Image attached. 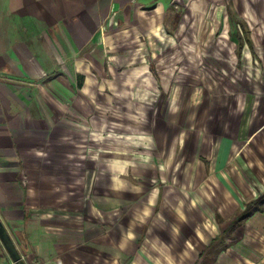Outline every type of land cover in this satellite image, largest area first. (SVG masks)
<instances>
[{
    "label": "crops",
    "instance_id": "crops-1",
    "mask_svg": "<svg viewBox=\"0 0 264 264\" xmlns=\"http://www.w3.org/2000/svg\"><path fill=\"white\" fill-rule=\"evenodd\" d=\"M192 20L217 78L165 63ZM0 220L26 264H264V0H0Z\"/></svg>",
    "mask_w": 264,
    "mask_h": 264
},
{
    "label": "rangeland",
    "instance_id": "rangeland-1",
    "mask_svg": "<svg viewBox=\"0 0 264 264\" xmlns=\"http://www.w3.org/2000/svg\"><path fill=\"white\" fill-rule=\"evenodd\" d=\"M228 1H233V0H228ZM244 1V0H243ZM245 25L247 26L248 24L246 22H244ZM186 30L185 33L180 37H179V42L176 46V48H174L173 50L169 51L166 54V61L165 63H169L171 61H175L179 66H180V70L182 71V73L185 75V77H187L188 79H191L194 81V79H198L201 75V73L203 75H206L207 78H209L208 75H210L211 77L217 78L220 75L219 71H217L214 67L209 65H206L205 63H207L208 61L206 59H204L203 55H200L199 52L197 53V48H196V44L194 43V37H193V32L195 31V22L189 21L186 23ZM249 28V26H247ZM251 32V30H250ZM222 27L219 29L218 31V37H217V47L220 46H225L224 44V38H222L220 35L222 34ZM141 41L144 43L143 38L141 37ZM220 41V42H219ZM140 43V42H138ZM190 44H192L193 46H195L194 51H189L188 50V46H190ZM227 46H232L233 48H235V44L230 42L229 40L227 41ZM229 49V48H228ZM235 50V49H233ZM235 52V51H234ZM233 53L230 52L229 50H224L221 52V55H217L216 57H221L223 59L227 58L232 59L234 58V56H232ZM232 56V57H231ZM217 61H225V60H217ZM234 61H236V58L234 59ZM231 71V70H230ZM236 71H234L233 73H235Z\"/></svg>",
    "mask_w": 264,
    "mask_h": 264
},
{
    "label": "water",
    "instance_id": "water-1",
    "mask_svg": "<svg viewBox=\"0 0 264 264\" xmlns=\"http://www.w3.org/2000/svg\"><path fill=\"white\" fill-rule=\"evenodd\" d=\"M0 242L14 264H26L20 251L10 237L8 231L0 220Z\"/></svg>",
    "mask_w": 264,
    "mask_h": 264
},
{
    "label": "built area",
    "instance_id": "built-area-1",
    "mask_svg": "<svg viewBox=\"0 0 264 264\" xmlns=\"http://www.w3.org/2000/svg\"><path fill=\"white\" fill-rule=\"evenodd\" d=\"M11 264H14V262H12Z\"/></svg>",
    "mask_w": 264,
    "mask_h": 264
}]
</instances>
